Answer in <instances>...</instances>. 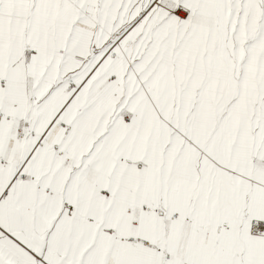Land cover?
Returning a JSON list of instances; mask_svg holds the SVG:
<instances>
[{"label":"snow or ice","instance_id":"6c2138e0","mask_svg":"<svg viewBox=\"0 0 264 264\" xmlns=\"http://www.w3.org/2000/svg\"><path fill=\"white\" fill-rule=\"evenodd\" d=\"M0 264H264V0H0Z\"/></svg>","mask_w":264,"mask_h":264}]
</instances>
